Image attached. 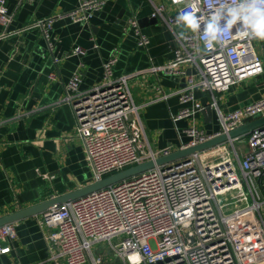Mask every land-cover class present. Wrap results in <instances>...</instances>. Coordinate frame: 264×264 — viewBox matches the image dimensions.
Instances as JSON below:
<instances>
[{
	"label": "built area",
	"instance_id": "2783aa9c",
	"mask_svg": "<svg viewBox=\"0 0 264 264\" xmlns=\"http://www.w3.org/2000/svg\"><path fill=\"white\" fill-rule=\"evenodd\" d=\"M104 2L80 0L78 8L66 16L76 23L89 21ZM151 2L150 17L161 20L173 36V55L167 63L115 77L112 69L117 57L112 53L102 65L98 84L81 89V70L65 84L63 101L73 110L75 134L84 145L94 182L174 151L172 146L152 148L148 142L140 118L146 103L136 102L131 88L138 77L162 72L184 82L173 94L181 104L190 102L191 106L181 109L175 120L206 108L196 102V88L211 92L220 129L209 133L190 125L183 130L187 141L179 148L203 143L264 115V96L233 111L222 112L217 104L218 95L230 86L264 73L262 55L255 47L258 40L240 36L237 24L208 48L203 22L199 32L184 30V37L178 36L183 30L176 24L180 11L195 4L196 15L203 21L232 0ZM12 17L5 0H0V24L7 27ZM57 17L43 18L34 25L49 40L51 49L49 31ZM123 31L136 37L138 47L148 46L150 40L142 31L137 11L127 17ZM73 52L82 50L77 47ZM49 75L51 80L57 79L56 74ZM147 87L157 92L153 100L169 97L158 80ZM243 139L240 147L237 142ZM228 200L236 204L226 208ZM263 211L264 126L52 205L37 218L55 264H62L61 260L64 264L96 263L91 248L102 241L122 264H264ZM16 235V222L0 225V255L10 252L7 242Z\"/></svg>",
	"mask_w": 264,
	"mask_h": 264
},
{
	"label": "crops",
	"instance_id": "0c3cea01",
	"mask_svg": "<svg viewBox=\"0 0 264 264\" xmlns=\"http://www.w3.org/2000/svg\"><path fill=\"white\" fill-rule=\"evenodd\" d=\"M5 4L13 17L7 27L0 24V217L94 182L84 145L75 134L73 110L63 101L65 84L76 70L83 74L80 88H90L101 81L102 65L112 53L117 57L112 69L116 77L164 65L174 45L170 29L150 17L151 0H105L89 21L78 23L66 14L77 9L80 0H5ZM133 11L143 19L141 28L150 40L146 48L138 47L136 37L123 31ZM51 16H59L49 31L52 49L34 26ZM263 43L256 50L264 65ZM77 47L82 52H73ZM50 73L57 79L51 80ZM154 80L167 99L153 100L157 92L147 85ZM183 84L162 72L131 83L136 102L146 103L140 118L152 148L179 149L187 141L183 130L190 125L209 133L220 129L211 92L198 88L194 98L211 106V118L198 110L174 119L191 106L173 94ZM263 96L264 73L230 86L218 95L217 104L222 112L233 111ZM38 215L16 221L17 238L7 242L11 250L0 255V264H55L47 253ZM91 253L96 263L85 264H122L105 241L94 244Z\"/></svg>",
	"mask_w": 264,
	"mask_h": 264
},
{
	"label": "water",
	"instance_id": "95a60500",
	"mask_svg": "<svg viewBox=\"0 0 264 264\" xmlns=\"http://www.w3.org/2000/svg\"><path fill=\"white\" fill-rule=\"evenodd\" d=\"M153 20L157 21L158 18L153 17ZM142 21L143 19H140V26H142ZM261 51L264 54V43L262 44ZM187 71L190 72L189 70ZM201 112L204 114L205 117L208 116L209 118H211L212 108L211 106H206V108L201 109ZM263 126H264V115H261L260 117H257L255 119H252V120H249L243 123L242 126L234 130H231L228 133L211 137L207 139L206 141H204L203 143L176 149L168 155L159 156L155 158L154 161L148 160L142 163H137L134 166H130V167L118 170V172L102 177L100 180L93 182L89 184L88 186L83 187V189L71 191V192L56 196V197L48 198L47 200L34 204L32 206H29L28 208H22L19 210H15L10 214L1 216L0 225L16 222L23 218L30 217L31 215H37L47 210V208L52 205H55V204L60 205V204L65 203L66 201L77 199L87 193L101 189L102 187L116 184L119 181H122L123 179L135 176L136 174L140 172L153 168L155 165H163L167 163H172V161H176L178 159L187 157L193 152L205 150L208 147L217 145L219 143H223L225 142V140H228L229 138L243 136L249 133L250 131H252L253 129H261V127Z\"/></svg>",
	"mask_w": 264,
	"mask_h": 264
},
{
	"label": "clouds",
	"instance_id": "9594fccd",
	"mask_svg": "<svg viewBox=\"0 0 264 264\" xmlns=\"http://www.w3.org/2000/svg\"><path fill=\"white\" fill-rule=\"evenodd\" d=\"M174 2L181 3L182 0H174ZM196 10V5L192 4L190 10H182L176 16L177 26L183 29L178 33L180 38L184 37V30L199 32L203 22V36L208 48H211L225 31H231L237 24L240 25L237 30L240 36L264 41V0L225 2L203 21L196 15Z\"/></svg>",
	"mask_w": 264,
	"mask_h": 264
},
{
	"label": "rangeland",
	"instance_id": "374dc122",
	"mask_svg": "<svg viewBox=\"0 0 264 264\" xmlns=\"http://www.w3.org/2000/svg\"><path fill=\"white\" fill-rule=\"evenodd\" d=\"M260 42V40H258V42H255V47H257V45H258V43ZM263 60V59H262ZM132 83V82H131ZM132 86V85H131ZM132 88V87H131ZM244 139L243 140H241L240 142H237V144L240 146V147H242L243 146V144H244ZM236 203L234 202V203H231L230 202V200H228V203H227V205H226V208L228 207V208H230V207H232L233 205H235ZM263 213H264V211H263Z\"/></svg>",
	"mask_w": 264,
	"mask_h": 264
}]
</instances>
